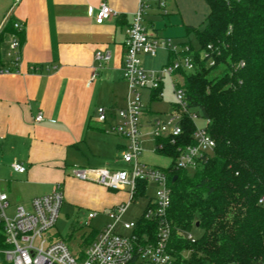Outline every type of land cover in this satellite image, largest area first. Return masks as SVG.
<instances>
[{"label":"crops","instance_id":"obj_1","mask_svg":"<svg viewBox=\"0 0 264 264\" xmlns=\"http://www.w3.org/2000/svg\"><path fill=\"white\" fill-rule=\"evenodd\" d=\"M103 1L118 15L98 24L90 8L97 10ZM146 1L152 4L149 11L156 10L157 0ZM139 2L0 0V31L13 18L23 24L24 37L19 71L0 73V190L8 193L13 214L18 206L33 207L35 197L51 193L58 183L70 190L93 185L69 174L70 167L113 165L123 151L126 144L98 125L97 109L115 110L114 102L127 103L124 42ZM208 13L207 4L184 21L199 27ZM146 27L159 36L153 20ZM14 34V29L8 33L11 41ZM97 50H110L112 58L88 85L98 65ZM121 88L126 97L120 96ZM39 113L44 119L36 121ZM15 161L26 171H15ZM126 199L111 197L109 203L113 207ZM0 264H8L2 250Z\"/></svg>","mask_w":264,"mask_h":264},{"label":"trees","instance_id":"obj_2","mask_svg":"<svg viewBox=\"0 0 264 264\" xmlns=\"http://www.w3.org/2000/svg\"><path fill=\"white\" fill-rule=\"evenodd\" d=\"M205 1L209 13L203 27L188 25L205 56L196 52L195 69L178 73L189 107L211 120L208 129L216 145L192 174L170 165L171 264H264V204L259 201L264 196V0ZM14 21L0 31L1 65L11 29L24 39ZM183 126L175 142L158 138L156 151L175 161L179 146L194 142L195 122L186 115ZM146 186L140 182V195ZM139 226L142 243L155 240L156 221L142 218ZM195 227L201 232L191 241L187 232ZM6 246L0 227V250Z\"/></svg>","mask_w":264,"mask_h":264},{"label":"built area","instance_id":"obj_3","mask_svg":"<svg viewBox=\"0 0 264 264\" xmlns=\"http://www.w3.org/2000/svg\"><path fill=\"white\" fill-rule=\"evenodd\" d=\"M18 2L20 0H14ZM158 7L165 6L162 0H157ZM152 4L140 0L137 11L126 30L125 58L122 67V76L128 82L129 90L127 103L119 109L100 106L97 109V120L107 124V130L124 137L128 143L122 151V159L130 165V169L111 171L108 168H91L75 166L71 174L82 180L98 182L109 189L127 192L128 200L122 201L111 207L107 215L112 220L103 230L96 231L91 236L92 229L86 232L77 245H84V249L71 250L63 239H55L51 230L56 226L64 201L62 184L58 183L53 191L37 196L32 200V210L28 211L23 206H18L13 215L8 213L9 195L0 190V227H2L6 247L2 250L6 260L11 264H171L172 254L169 251V240L172 227L168 219V210L172 202L171 174L172 169H183L192 174L202 168L206 159L214 152L215 139L209 132L211 120L205 118V126L200 127L196 119L202 117L199 111L191 109L186 98L185 88L178 79L172 80L175 101L173 109L167 115L157 114L145 123L152 126V134L158 138L170 139L175 142L184 133L183 121L187 115L196 125L193 132V144L185 143L178 148L173 168L149 166L141 162L142 133L140 130L142 117L148 113V108L143 102L144 91L149 97L161 99L164 95V79L169 76L180 75L179 69L191 72L195 69V57L191 54V45H184L179 49L172 40L165 39L152 33L143 23L147 11ZM98 24L104 23L118 12L107 2H101L99 8H90ZM14 28L23 31V24L14 21ZM22 41L17 34L13 35L10 43L9 61L0 64V73L18 72L21 60ZM161 47H167L174 53V58L160 70H149L145 67L142 56L145 54L156 55ZM95 58L98 63L94 69L88 85L95 80L99 68L112 58L110 50H97ZM243 65V63H241ZM37 70L36 67H32ZM36 121L44 119L39 113ZM157 144V142H156ZM169 156V155H168ZM170 157V156H169ZM172 158V157H171ZM15 171L25 172L26 166L18 161L12 164ZM140 182L156 185V194L149 198L144 212L134 220H124L123 215L131 201L137 196ZM146 194V192H145ZM264 204V196L260 198ZM98 211H90L84 220L85 225H90ZM145 218L157 222L155 240L142 243L139 238V220ZM121 222L128 233L117 230V223ZM149 238V233H143ZM191 241L195 236L187 232Z\"/></svg>","mask_w":264,"mask_h":264},{"label":"rangeland","instance_id":"obj_4","mask_svg":"<svg viewBox=\"0 0 264 264\" xmlns=\"http://www.w3.org/2000/svg\"><path fill=\"white\" fill-rule=\"evenodd\" d=\"M166 2V6L163 8L156 7V10L147 11L145 15L146 20L144 18V25L146 26L150 20H153L157 32L160 37L165 39H171L172 42L181 49L184 45H193V49H191V54L194 56L196 52L200 51L201 57L205 56V52L201 50V45L194 31H190L188 29L187 23L184 21V18L190 17L195 10L205 9L207 4L204 0H164ZM195 2L197 3L196 5ZM199 27H203L199 26ZM10 36L7 35L5 41L2 44V58L8 60L9 59V48H10ZM170 50L167 47H161L157 51L156 55L145 54L142 56L144 65L149 70H160L164 65L168 64L170 59ZM215 73V71L213 72ZM178 79L180 82L183 81L180 75H175L172 78L167 76L164 79L163 84V92L164 95L161 99H151L149 97V92L144 91L143 94V102L148 108L146 115L142 117V125L140 127L142 133V154H141V162L149 165V166H159V167H168L172 163V158L168 155L158 153L156 151V137L152 134V126L150 123H145L146 119H152L157 114L167 115L173 109V103L175 101L174 90L172 87V80ZM127 84V83H126ZM120 96H125V92H123V88L119 89ZM106 99H110V96H107ZM114 107L119 109L124 107V102H114ZM99 126L103 127L107 131L106 123H99ZM196 123L200 127H204L206 122L203 117H199L196 119ZM113 136L119 138V140L123 144H127L128 141L119 136L116 133L107 131ZM99 166V165H98ZM94 168H108L111 171H116L120 169H130V165L123 161L122 152L119 151L118 157L113 165H106V167H98ZM75 167H70L69 174H71V169ZM83 167V166H82ZM89 167V166H84ZM72 175V174H71ZM87 181L89 185L86 188H78L81 190L69 189L68 184H63L62 188L64 189V201L63 206L61 208V213L58 218L56 226L51 230V233H56L55 239H63L65 240L71 250L84 249V245H77V243L81 242L82 236L91 231L92 229H96L97 231L103 230V228L112 220L108 217L107 212L112 207L109 203L111 197L116 198H124L128 200L127 192H121L120 190H112L108 187L92 181V180H84ZM102 186L104 189L98 187ZM156 185L154 183H149V186L146 190L145 195H137L130 203L126 212L123 215L124 220H134L138 218L145 210L148 205L149 198L154 197L156 194ZM71 192V193H70ZM25 208L28 211L32 210V207L29 204L25 205ZM8 213L13 215V209L10 207ZM90 211H98V215L92 219L90 225H85L84 220L87 218L88 213ZM117 230L122 233H128V230L124 229L121 222L117 223ZM201 232V229L195 227L190 233H192L195 237Z\"/></svg>","mask_w":264,"mask_h":264},{"label":"water","instance_id":"obj_5","mask_svg":"<svg viewBox=\"0 0 264 264\" xmlns=\"http://www.w3.org/2000/svg\"><path fill=\"white\" fill-rule=\"evenodd\" d=\"M175 177H176V176H175ZM175 177H174V178H175Z\"/></svg>","mask_w":264,"mask_h":264}]
</instances>
